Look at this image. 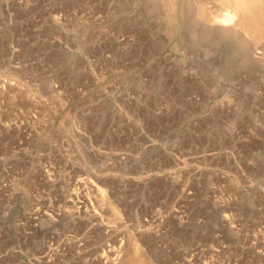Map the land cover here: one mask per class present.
Wrapping results in <instances>:
<instances>
[{"label": "rangeland", "instance_id": "obj_1", "mask_svg": "<svg viewBox=\"0 0 264 264\" xmlns=\"http://www.w3.org/2000/svg\"><path fill=\"white\" fill-rule=\"evenodd\" d=\"M201 1L0 0V264H264V0Z\"/></svg>", "mask_w": 264, "mask_h": 264}, {"label": "bare ground", "instance_id": "obj_2", "mask_svg": "<svg viewBox=\"0 0 264 264\" xmlns=\"http://www.w3.org/2000/svg\"><path fill=\"white\" fill-rule=\"evenodd\" d=\"M218 1H217L218 4L221 6V10H220L219 13L217 12L216 14L214 13V15H213V13H212L213 12L212 9L214 8L213 5H211V7L208 9L209 10L208 14H210L211 17H212V18L208 17V15H207V17L209 19L210 18L212 19V20H210L212 22H211L210 27L208 29H210L212 32H217L218 34H221V33H223V34H233V36L241 34V32H240L241 29H243V30L245 29L244 31H246V32H247L248 28L250 29V26L246 25L247 23L244 24L243 22L247 20L246 19V17H248L247 13L249 11H253L251 8L254 6L255 2H258V0H218ZM259 3H260V0H259ZM185 4H187V3H185ZM205 9L206 8H203L202 12L205 13V11H204ZM242 15H243V17H242ZM242 33L245 34L244 32H242ZM243 34H242V36H243ZM259 40H261V39L259 38Z\"/></svg>", "mask_w": 264, "mask_h": 264}]
</instances>
